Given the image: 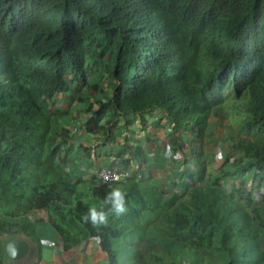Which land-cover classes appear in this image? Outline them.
Wrapping results in <instances>:
<instances>
[{
    "label": "trees",
    "instance_id": "1",
    "mask_svg": "<svg viewBox=\"0 0 264 264\" xmlns=\"http://www.w3.org/2000/svg\"><path fill=\"white\" fill-rule=\"evenodd\" d=\"M90 72L107 73L106 85ZM228 87L245 99V135L228 133L229 150L241 155L207 171L200 139L211 113L223 115ZM74 88L84 102L76 115L56 100ZM153 109L172 124L169 144L183 156L173 164L203 180L192 172L175 189L68 170L69 117L87 126L120 116L137 136L152 128ZM183 133L189 141L181 145ZM114 149L147 160L140 142L116 141ZM237 172L264 180V0H0V233L40 243L35 221L43 219L64 248L96 238L107 264H264V192L243 179L226 187ZM117 187L126 213L98 229L84 223V200L100 208ZM36 210L46 216L30 218ZM2 244L0 264H8Z\"/></svg>",
    "mask_w": 264,
    "mask_h": 264
},
{
    "label": "crops",
    "instance_id": "2",
    "mask_svg": "<svg viewBox=\"0 0 264 264\" xmlns=\"http://www.w3.org/2000/svg\"><path fill=\"white\" fill-rule=\"evenodd\" d=\"M72 90H75L72 89ZM72 90L63 91L60 92L57 96L60 98V101H58L59 105L66 109L67 112L70 114H76L79 110V107L84 106V102L78 103L77 100L74 98L75 93L72 92ZM80 104V105H79ZM81 113H83L81 111ZM163 113L157 109H153L150 112L146 113V117L148 121L151 123L152 128L149 129L148 133L145 132V130H140V132H136L137 136H134V139L131 140L134 143L140 142L141 145L145 149V153L147 155V160L145 163H141L138 159L131 157L128 155V153L119 154L118 156L114 154V151L116 149L113 148L112 153L108 154L109 157H106L103 151L107 150L105 147H102L101 145L96 148L95 150H84V147H82L81 142H83L85 145H87V138H89L90 133H84L81 130L80 135H76L71 139L72 145L70 144L69 147H72L70 153L71 156L74 155L73 162L67 163L68 167L71 171H77V173H80V170L82 171L83 165L89 166V165H105L107 163L111 165H119L126 167L131 170V176L134 178H138V180H141V182H146L149 180V175H151V178L155 179V184L164 187L165 185V174L163 170L170 168V160H168L170 157H168L166 154H163V148H164V141L161 140V127L162 121L160 122L159 119L164 118ZM118 118H121L120 116ZM212 118V117H211ZM211 120V119H210ZM159 121V123H158ZM157 122V124H156ZM123 123V120H122ZM209 127V125H208ZM236 133L245 135V132L242 131L243 129L239 126V128L236 126L232 127ZM163 130V129H162ZM164 131V130H163ZM231 132L230 129L226 131H215L212 130L210 133L205 131V135L203 139H200L201 147L204 149L203 157L206 160L207 164V152L211 151V146L213 144H216L217 142L221 145L220 150L222 153L225 151L224 157L225 160L229 155H240V151H233L229 150V140H228V133ZM129 133V132H128ZM130 134V133H129ZM146 134V135H145ZM131 135V134H130ZM162 135V134H161ZM167 135L164 134V140L167 141ZM148 137L147 140H145ZM208 137L210 138L208 140ZM220 137H223L224 139H220ZM198 146L199 142L197 141ZM88 146V145H87ZM223 148V149H222ZM208 149V151H207ZM72 151L74 153H72ZM108 151V150H107ZM232 151V153H231ZM90 152V153H89ZM234 153V154H233ZM115 155V156H112ZM129 158V161H126V158ZM120 157H124L122 162H118L117 159ZM74 160L79 162L78 165L74 164ZM136 161L140 162V167L137 166ZM222 164V162H221ZM221 164L219 166H221ZM175 165V164H174ZM218 166V168H219ZM217 167H212L211 171L213 169H218ZM150 170L152 171V174L150 173ZM196 171V170H195ZM200 173L199 177H196V174ZM209 173V172H208ZM189 174L192 175L199 180H203L205 175L203 172L196 171L195 173H184L183 171L179 173L180 178L178 179L179 183L188 185L190 183L189 180ZM207 174V173H206ZM239 174L241 175L239 177ZM238 177V178H237ZM244 178L247 180L245 174H241V172H237L236 175L231 176L232 179H240ZM85 179H88L84 177ZM171 178V176H170ZM169 178V182H170ZM91 179V178H90ZM151 179L152 181H154ZM250 180L253 179V177L249 178ZM263 184V183H262ZM38 216H46L45 210H36L34 212H31L29 214L30 218ZM36 223V233L40 238V243H35L38 245V253L37 255L31 260H18V261H10L7 256L4 254L5 260L8 262V264H107V256L105 252L100 247L98 240L96 238H89L84 239L81 242H79L77 245L71 247V248H64L62 240L60 239V236L55 231V229L52 227V225L46 221V220H38L35 221ZM16 228H14L15 230ZM6 234V233H5ZM3 232L0 233V239L3 240L2 244V251H3V245L9 239L10 237L14 235H21L26 236L25 233L19 232L14 235H11L7 238Z\"/></svg>",
    "mask_w": 264,
    "mask_h": 264
},
{
    "label": "rangeland",
    "instance_id": "3",
    "mask_svg": "<svg viewBox=\"0 0 264 264\" xmlns=\"http://www.w3.org/2000/svg\"><path fill=\"white\" fill-rule=\"evenodd\" d=\"M88 79L91 82H97L100 87H104L105 86L104 83L106 81H108V74L104 73L103 76H98L97 74H94V72H90ZM81 89L85 90V89H87V87L84 85L81 87ZM72 92L75 93L74 98L77 100L78 103H80V101L78 99V94H77L78 92L76 90H72ZM104 92L107 93L109 91L106 89ZM223 94H224V99L219 104L220 110L222 111L223 115L220 114V115L216 116V115H214L213 112L211 113L212 118L209 122V127L206 128L207 136H208V133H210L212 130L226 131V130L230 129V131L234 132L235 130L232 127L237 126L239 128L238 120L241 117H244L247 115V113L244 111L245 99L243 97L236 96L235 92L233 91V89L231 87L226 88L224 90ZM56 100L60 101V98L56 97ZM77 114H79V113H77ZM69 119H70V117H69ZM106 119H107L106 116H101L96 123H91L90 125H87L86 128L92 129V130H97V132L95 134L98 137V138H96V140H94L90 143L91 146L89 145V150H95V152H96V148L101 145L102 147H105V149L108 150V151L105 150L103 152L106 155V157H109L110 156L109 154L112 153V150L114 148L113 145L116 143V141L120 142V141H124L126 139L133 140L134 137H133V135H130L126 131L125 124H123L124 122L122 123L123 118H117V119L110 121V122H107ZM165 125H166L165 128H162L164 130V132H162V133H165L166 135H168L170 133V128H171L172 124L166 123ZM138 132H140V130H138ZM187 137H188L187 134L183 135V139H187ZM147 139H148V137L145 140H147ZM209 139L210 138L208 137V140ZM220 139L223 140L224 138L220 137ZM242 139H244V137ZM107 140H108V142H107ZM104 143L107 145L105 146ZM182 143H185V142H180L181 145H182ZM220 148H221V145L217 142L216 144H213L211 146L210 153L207 149V151H208L207 152V161H208L207 171L211 170L212 167L218 168V166L221 164V162L225 158L224 155L227 153H225V151L222 153ZM107 152L109 153L108 156H107ZM72 153H74V152L72 151ZM112 156H115V155H112ZM64 157H65V163L72 161L71 154L68 153V155H65ZM123 158L124 157H120L119 159H117V161L121 163L122 162L121 160H123ZM182 171L184 173H187V169H183ZM192 171L194 173L196 172L195 170H192ZM263 175H264V173H263ZM199 176H200V173H197L196 177H199ZM240 176L241 175L239 174V177ZM246 177H248V176L246 175ZM237 178L230 180L229 177H226V181H225L226 187H228L231 182L238 181ZM249 178L250 177H248V181H247L248 187L253 189L254 192H260V191L262 192V190L264 191V185L262 184L264 182V180H262L259 177H258L259 179L254 178L253 180H250ZM263 179H264V177H263ZM259 182L261 184H259ZM86 202L88 203V208L92 207V205L88 199L84 200L85 204H87ZM3 234H5V232H3ZM8 234L9 233H6L5 236Z\"/></svg>",
    "mask_w": 264,
    "mask_h": 264
},
{
    "label": "clouds",
    "instance_id": "4",
    "mask_svg": "<svg viewBox=\"0 0 264 264\" xmlns=\"http://www.w3.org/2000/svg\"><path fill=\"white\" fill-rule=\"evenodd\" d=\"M106 83V82H105ZM106 85V84H105ZM59 94V93H58ZM57 94V95H58ZM56 95V97L58 98V96ZM80 110V109H79ZM81 111V110H80ZM77 114V113H76ZM75 114V115H76ZM72 115H74V114H72ZM164 118H162L161 119V121H162V124H163V126L161 125V127H159V129H161V128H165V124L166 123H171V122H169V121H167V122H165L164 120H163ZM68 121L69 122H72V125H73V137L74 136H76V135H80L81 134V130L84 132V133H90L89 131H84V130H86V126L85 125H82V126H79V124L78 123H76L77 121H74V120H71V119H68ZM71 125V126H72ZM240 126V125H239ZM241 127V126H240ZM78 128V129H77ZM128 132V131H127ZM162 132H164L162 129H161V134H159L160 136H161V140H163L164 141V144H169V134L166 136L167 137V141L165 142V140H164V137H163V135L165 134V133H162ZM96 132H91V134H90V136H89V138H87V140H85V142H87V145L89 146H91V142L92 141H94V140H96L95 139V137H94V135H96L95 134ZM187 133H183L182 134V138H183V135H186ZM185 140V144H187L188 143V141H189V139H188V137H187V139H184ZM83 142H81V144H82ZM228 143H230V142H228ZM72 145L73 143H72V141H70L68 144H67V149L63 152L64 153V156L65 155H68V153L69 154H71L70 153V151H71V149H72V147H69V145ZM105 146H106V144H105ZM114 146V145H113ZM169 146H170V144H169ZM83 147V146H82ZM170 148H171V146H170ZM85 150V149H84ZM86 151V150H85ZM173 155H175L176 157H177V159H179L180 161L182 160V158H183V156H181V155H176L175 153H173V151H172V148H171V153H170V158H169V160H170V168L171 167H173V166H175V170H173V174H170V172H169V170H170V168L169 169H166V170H163L164 171V174L166 175L165 176V185H164V188H167L168 186H170V184H173V187L175 188V189H179V188H181V189H184L185 188V184H182V183H179V181H178V179L180 178V175H179V173H181L182 172V170L184 169V167L182 166V165H178V164H173V161H172V156ZM133 157V156H132ZM133 158H135V157H133ZM73 159H74V155L72 156V161H69L68 163H71V162H73ZM136 159H138V158H136ZM139 160V159H138ZM136 162H138V167H140L141 165H140V162L139 161H136ZM223 162V161H222ZM173 165V166H172ZM67 168H68V170L69 171H71L70 170V168L68 167V165H67ZM192 171V170H191ZM72 173H74V174H77L76 172L77 171H71ZM188 172V171H187ZM193 172V171H192ZM191 172V173H192ZM189 173V172H188ZM194 173V172H193ZM244 174H246L248 177H250L247 173H244ZM170 176H171V178H170ZM247 177V178H248ZM84 178V177H83ZM150 175H149V180H150ZM169 178H170V182H169ZM251 178V177H250ZM151 179H153V178H151ZM240 179H243V180H245L243 177L242 178H240ZM254 179V178H253ZM252 179V180H253ZM154 181L153 182H155V179H153ZM190 180V179H189ZM230 180H232V178L230 177ZM239 180V179H238ZM152 181V180H151ZM246 182L248 181V179L247 180H245ZM237 182V181H236ZM233 182H231L230 184H229V186L232 184ZM182 184V186H180ZM259 184H261L260 182H259ZM263 185H264V182H263ZM261 192V191H260ZM262 192H264L263 190H262ZM255 193H259V192H255ZM126 211H127V208H126V193L124 192V191H122L119 187H117V188H113L111 191H109L105 196H104V198H103V200H102V202H101V206H100V208H97V207H90V208H88V210H87V212L84 214V215H82L81 216V220L84 222V223H90L94 228H99L100 226H106L107 224H108V220H109V216L110 215H115L116 217H119V216H121V215H123L124 213H126Z\"/></svg>",
    "mask_w": 264,
    "mask_h": 264
},
{
    "label": "built area",
    "instance_id": "5",
    "mask_svg": "<svg viewBox=\"0 0 264 264\" xmlns=\"http://www.w3.org/2000/svg\"><path fill=\"white\" fill-rule=\"evenodd\" d=\"M105 84L106 83H104V85ZM94 137L95 139L98 138L97 135H94ZM162 150H163V154H166L168 157H170L171 148L168 143L164 144V148ZM136 163L138 166V162ZM74 164L78 165L79 162L74 160ZM173 170H175V166L170 168L169 170L170 174H173ZM80 173L82 174L83 177H86L88 179L92 177H96L101 182H106V181H114V180L117 181V180L126 179L127 176H131L132 172L130 169L126 167L124 168L123 166L111 165L107 163L105 165H89V166L83 165L82 171L80 170Z\"/></svg>",
    "mask_w": 264,
    "mask_h": 264
},
{
    "label": "water",
    "instance_id": "6",
    "mask_svg": "<svg viewBox=\"0 0 264 264\" xmlns=\"http://www.w3.org/2000/svg\"><path fill=\"white\" fill-rule=\"evenodd\" d=\"M3 253L10 261H31L38 253V245L27 235H14L4 243Z\"/></svg>",
    "mask_w": 264,
    "mask_h": 264
}]
</instances>
